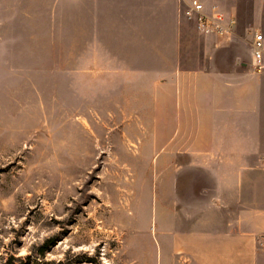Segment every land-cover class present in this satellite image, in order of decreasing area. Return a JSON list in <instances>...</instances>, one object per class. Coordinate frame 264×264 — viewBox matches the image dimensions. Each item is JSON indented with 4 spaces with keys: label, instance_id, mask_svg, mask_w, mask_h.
Returning a JSON list of instances; mask_svg holds the SVG:
<instances>
[{
    "label": "rangeland",
    "instance_id": "obj_1",
    "mask_svg": "<svg viewBox=\"0 0 264 264\" xmlns=\"http://www.w3.org/2000/svg\"><path fill=\"white\" fill-rule=\"evenodd\" d=\"M220 7L250 60L264 13ZM83 10L0 1V264H186L166 234L164 114L147 113L144 80L83 73ZM181 25L185 67L233 57L193 19Z\"/></svg>",
    "mask_w": 264,
    "mask_h": 264
},
{
    "label": "crops",
    "instance_id": "obj_2",
    "mask_svg": "<svg viewBox=\"0 0 264 264\" xmlns=\"http://www.w3.org/2000/svg\"><path fill=\"white\" fill-rule=\"evenodd\" d=\"M0 1L84 4L83 73L92 83L125 75L144 80L147 113L164 114L172 252L186 264H264V71L252 67V36L250 60L238 59L237 16L220 7L238 0H199L205 12H223L233 30L218 35L196 26L201 39L231 43L223 49L233 57L221 60V68L211 60L184 66L181 21L193 19L186 13L192 0ZM250 2L263 15L264 0Z\"/></svg>",
    "mask_w": 264,
    "mask_h": 264
},
{
    "label": "built area",
    "instance_id": "obj_3",
    "mask_svg": "<svg viewBox=\"0 0 264 264\" xmlns=\"http://www.w3.org/2000/svg\"><path fill=\"white\" fill-rule=\"evenodd\" d=\"M189 17L195 19L197 28L205 33L227 35L232 32L230 22L225 14L219 10L212 13L205 12L204 3L199 0H192L186 10ZM251 64L254 70H264V31L256 29L251 38Z\"/></svg>",
    "mask_w": 264,
    "mask_h": 264
}]
</instances>
